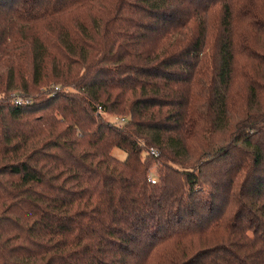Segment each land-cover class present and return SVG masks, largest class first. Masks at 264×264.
I'll use <instances>...</instances> for the list:
<instances>
[{"label":"trees","instance_id":"1","mask_svg":"<svg viewBox=\"0 0 264 264\" xmlns=\"http://www.w3.org/2000/svg\"><path fill=\"white\" fill-rule=\"evenodd\" d=\"M0 264H264V0H0Z\"/></svg>","mask_w":264,"mask_h":264},{"label":"rangeland","instance_id":"2","mask_svg":"<svg viewBox=\"0 0 264 264\" xmlns=\"http://www.w3.org/2000/svg\"><path fill=\"white\" fill-rule=\"evenodd\" d=\"M112 154H113L114 157H116L119 160H124L127 157L126 152L121 150V149H115ZM152 172H156L155 168H153ZM151 175H153V174H151Z\"/></svg>","mask_w":264,"mask_h":264},{"label":"built area","instance_id":"3","mask_svg":"<svg viewBox=\"0 0 264 264\" xmlns=\"http://www.w3.org/2000/svg\"><path fill=\"white\" fill-rule=\"evenodd\" d=\"M15 102L20 105L23 102L28 103L29 101L28 100L23 101V99L21 97L17 96L16 99H15ZM116 123L122 124V123H124V119H117ZM149 180L152 183H156V181L154 179H152L151 177L149 178Z\"/></svg>","mask_w":264,"mask_h":264}]
</instances>
